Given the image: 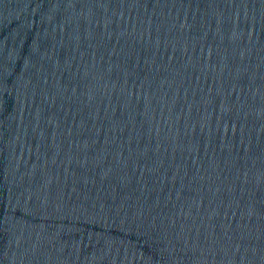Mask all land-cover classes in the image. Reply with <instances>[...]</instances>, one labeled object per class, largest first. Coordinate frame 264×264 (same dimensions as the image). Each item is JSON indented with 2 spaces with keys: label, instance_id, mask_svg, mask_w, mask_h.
Masks as SVG:
<instances>
[{
  "label": "water",
  "instance_id": "1",
  "mask_svg": "<svg viewBox=\"0 0 264 264\" xmlns=\"http://www.w3.org/2000/svg\"><path fill=\"white\" fill-rule=\"evenodd\" d=\"M0 264H264V0H0Z\"/></svg>",
  "mask_w": 264,
  "mask_h": 264
}]
</instances>
